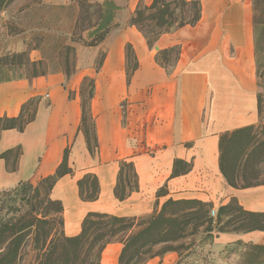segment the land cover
I'll use <instances>...</instances> for the list:
<instances>
[{"label":"crops","instance_id":"crops-1","mask_svg":"<svg viewBox=\"0 0 264 264\" xmlns=\"http://www.w3.org/2000/svg\"><path fill=\"white\" fill-rule=\"evenodd\" d=\"M113 1L120 8L113 28L90 48L93 55L104 52L97 73H82L75 81L58 73L0 83V118L18 117L23 105L36 100L34 119L23 131H0V156L7 155L0 157V193L53 176L68 150L71 173L50 191V199L62 207L65 237L78 235L89 213L146 217L168 200H196L216 212L235 199L244 211L264 213V185L232 188L219 168L221 136L261 122L253 89L251 0H186L199 3V22L161 35L152 49L129 21L137 7H149L153 0ZM127 45L137 64L131 76L126 73ZM173 48L177 59L167 70L156 58ZM85 76L94 81V154L79 130L81 100L74 95ZM121 162L132 165L137 190L118 201L114 188ZM86 174L97 179L95 201L79 197L77 182ZM263 237L264 232L222 234L215 241L259 244ZM121 248L109 244L101 263L118 264ZM178 260L169 252L146 264Z\"/></svg>","mask_w":264,"mask_h":264},{"label":"trees","instance_id":"trees-1","mask_svg":"<svg viewBox=\"0 0 264 264\" xmlns=\"http://www.w3.org/2000/svg\"><path fill=\"white\" fill-rule=\"evenodd\" d=\"M15 0H0V11L6 9ZM68 5H52L37 2L21 10L24 16L16 25L6 23L4 29L9 34L28 33L30 42L26 43V50L22 53H6L3 57L11 60L0 64V83L16 80H32L47 75L63 73L68 79L74 73L75 49L74 44L83 42L86 47L93 48L100 45L113 28L116 12L120 9L113 0H68ZM174 5L173 9H171ZM188 8L193 14L186 20L182 14L176 16V9ZM145 13L150 15L145 18ZM200 19V6L196 1L186 0H153L149 7L139 6L130 18L129 26H133L142 35L148 48L155 46L157 39L184 26H195ZM144 22L154 23L160 29L156 37L150 38L143 31ZM255 18L253 16L254 45ZM154 45V46H153ZM129 49L130 46H127ZM175 48L159 52L162 56ZM32 51L40 53L38 61H30L27 55ZM133 55V53H131ZM129 53H126V57ZM133 69L137 67L133 55ZM18 60V61H16ZM157 61V58H156ZM17 62V63H16ZM130 76V75H129ZM90 82L87 109L81 103L82 117L79 130L83 133L90 154L95 153L96 139L94 125L90 114V102L94 92V81ZM34 106L32 114L28 110ZM36 102L30 100L22 106L16 118H0V131L16 129L19 132L33 121ZM258 111L260 108L258 103ZM87 118L92 121L91 136L83 130ZM262 125V129L260 126ZM261 129L260 132L258 130ZM264 125L235 130L223 134L219 142L220 172L227 184L235 189H247L264 185V181H255L260 168L264 165ZM68 150H65L63 162L54 175L41 180L48 185L50 191L61 177L71 173L67 166ZM6 154L0 157L4 158ZM179 162H175V166ZM133 167L130 163L121 162L117 176L114 196L118 201L125 200L137 190V183L132 187L126 180L125 169ZM176 174V171L174 172ZM133 175L136 176L133 171ZM26 184V183H25ZM23 185V184H22ZM79 197L82 201H95L99 188L95 176L86 174L77 182ZM17 189V188H16ZM15 189V190H16ZM14 191V190H13ZM10 192V191H9ZM160 193V192H159ZM51 200V199H50ZM231 199L228 204L217 209L215 217H211L212 205L196 200L166 201L158 211L146 217H116L113 215L89 213L82 221L78 235L65 237L52 235L44 230L49 221L35 218L27 226L12 229L10 236L0 247V259L5 264H15L21 241L26 236L25 231L33 227L35 249L38 251L33 264H102L101 256L104 249L112 243L121 244L118 264H146L155 257L173 252L182 260L181 250L191 248L182 242L190 236L196 235L200 228L205 238L218 239L219 235H240L252 232H264V213H251L238 207V216H231L234 211ZM56 206V213L60 216L62 231V207L59 202L52 201ZM228 216L222 224V218ZM237 225L236 227H234ZM29 233V232H27ZM215 233V234H214ZM7 244V245H5ZM180 245L175 247L174 245ZM227 254L231 252L237 256L234 264H264V245L243 243L235 240L225 245ZM157 247H163L161 252H153Z\"/></svg>","mask_w":264,"mask_h":264},{"label":"rangeland","instance_id":"rangeland-1","mask_svg":"<svg viewBox=\"0 0 264 264\" xmlns=\"http://www.w3.org/2000/svg\"><path fill=\"white\" fill-rule=\"evenodd\" d=\"M101 1V0H99ZM170 0H166L169 2ZM37 2L52 4V5H68V0H15L12 2L6 9L0 11V64L6 63L11 60H6L3 57V54L8 52L10 53H22L26 50V43L30 42L31 36L28 33L24 34H9L7 35L4 26L6 23H12L16 25L24 16V12H21L23 8L28 5L36 4ZM253 8V16L255 18V45H254V62H255V72L253 76V89L257 94V100L260 108L261 124L264 125V0H251ZM172 5L171 9H173ZM176 16L182 14L183 18L186 20L193 13L189 11L188 8L176 9ZM150 14L145 13V18ZM143 31L148 33L150 38H154L160 32V29L157 28L154 23L144 22ZM75 49V59H74V73L68 79L65 74L62 75L67 81L77 80L82 76V73H94L98 72L101 63L103 61L104 52L90 50L89 47H86L83 42L74 44ZM130 46V45H127ZM154 46V45H153ZM126 47V53H129L127 57V76H131L133 69V53L131 46L129 49ZM78 55V57H77ZM94 57V58H93ZM27 58L30 61H38L40 59V53L38 51H32L27 55ZM78 58V59H77ZM177 59V50H171L167 54L159 56L157 55V62L170 70L174 65ZM18 61V60H16ZM17 63V62H16ZM91 77L85 76L80 84L78 92L74 91V95L77 93L82 105L87 109L88 97L90 91V82ZM67 87V83L66 86ZM36 102V100H35ZM32 106L28 110V114L31 115L33 108ZM83 130H87L91 136L92 130V121L87 118L85 125L82 127ZM262 129V125L260 126ZM258 130V132L261 131ZM264 138V134L262 135ZM126 180L130 183L132 187L136 186V179L133 175L132 168L125 169ZM255 181H264V165L261 166ZM234 211L231 216H238V207H241L240 203L236 200L232 202ZM242 208V207H241ZM160 209V208H159ZM158 209V210H159ZM217 212V210H216ZM43 216L49 221V225L44 228L45 231L51 232L55 236H63L61 232V222L60 216L56 213V206L51 204L48 185L43 184L42 182L36 183H26L19 186L16 190L10 192H1L0 193V247L2 242L4 243L6 239L10 236L12 229H17L19 227L27 226L35 218L43 219ZM228 216L222 218L221 223L224 224L227 221ZM238 220V219H235ZM235 225L234 227H236ZM34 227L25 231L26 236L20 243L18 256L16 257L15 264H33L34 258L37 255L38 251L35 249V235ZM202 228L199 229L196 235L190 236L185 239L182 243L187 246L192 243L191 248L183 251L181 250L182 260L179 264H234L237 260V256H234V253L231 252L227 254L225 250L226 244L216 243L214 238H205V234L202 233ZM29 232V233H27ZM215 234V233H214ZM257 244L253 242H244ZM7 245V244H5ZM259 245H264L263 242ZM175 247L180 245L176 244ZM5 246L0 252H3ZM163 247H157L153 252H161ZM1 258V257H0ZM0 264H5L4 261L0 259Z\"/></svg>","mask_w":264,"mask_h":264},{"label":"built area","instance_id":"built-area-1","mask_svg":"<svg viewBox=\"0 0 264 264\" xmlns=\"http://www.w3.org/2000/svg\"><path fill=\"white\" fill-rule=\"evenodd\" d=\"M215 214H216L215 210L212 209V210L210 211V215H211V217H215Z\"/></svg>","mask_w":264,"mask_h":264}]
</instances>
